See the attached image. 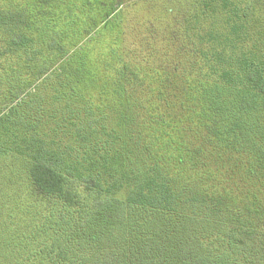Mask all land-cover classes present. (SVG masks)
<instances>
[{
	"label": "trees",
	"instance_id": "obj_1",
	"mask_svg": "<svg viewBox=\"0 0 264 264\" xmlns=\"http://www.w3.org/2000/svg\"><path fill=\"white\" fill-rule=\"evenodd\" d=\"M256 4L263 3L246 2L242 7L232 0L198 3L194 16L210 22L205 29H191L190 36L200 40L204 32L207 39L200 45L223 41L229 48L213 47V53L208 48L205 54L198 47L178 49L186 60L215 62L209 64L201 83L203 119L192 132L194 142L172 149L177 150L170 154L173 166L143 140L141 124L134 123L137 114L133 111L132 116L130 107L123 119L113 121L115 125L108 123V133L100 131L108 137V153H115L108 158L114 162L121 158L120 171L109 173L107 193L89 206L84 191L99 187V179L89 173L78 184L76 165L44 147L38 133L23 136L31 148L26 174L16 176L9 163L0 166V227H9L5 234L19 237L10 241L0 234V245L11 246L14 252L2 259L0 253V264H264V30L250 31L253 23L262 20L253 18ZM26 16L25 7L0 9V30L7 32L0 53L14 55L23 49L22 55L29 48L25 43L32 39L25 31L32 18ZM53 45L63 47L53 40L49 50ZM12 55L6 65L10 74ZM67 74L56 72L52 78L64 80L65 87ZM175 74L167 70L164 84L173 97H179L184 88L175 85ZM76 94L71 87L65 104ZM66 112L73 114L71 109ZM9 115L0 113V125ZM114 137L126 146L113 147L109 139ZM135 160L143 169L131 167ZM88 162L95 169V162ZM190 166L207 176L206 183L188 180L191 175L185 171ZM22 180L28 181L29 200L14 196L17 187L13 186ZM5 185L12 192L2 191ZM121 187L127 189L125 199L113 195ZM250 199L257 206L243 210ZM237 201L242 206L234 211ZM24 249H28L25 254Z\"/></svg>",
	"mask_w": 264,
	"mask_h": 264
},
{
	"label": "rangeland",
	"instance_id": "obj_2",
	"mask_svg": "<svg viewBox=\"0 0 264 264\" xmlns=\"http://www.w3.org/2000/svg\"><path fill=\"white\" fill-rule=\"evenodd\" d=\"M202 1L217 0H0V9L25 7V19L28 15L32 18L25 31L26 37L32 39L25 43L29 46L26 52L21 55L22 49L14 55L6 51L0 53V91L3 92L0 113L10 114L0 125V166L9 163L16 176H24L31 148L27 147L23 136L36 132L44 147L56 150L61 158L65 157L66 163L76 165L78 184L82 185L89 173L99 179V187L84 191L90 206L107 193L109 173L114 169L120 171L121 158L115 157V162L108 158L115 153H108V137L100 131L108 133V123L115 125L113 121L127 115L130 107L132 116L133 111L137 114L138 121L134 123L141 124L139 131L143 140L158 149L159 155L165 154V159L173 166L170 154L177 150L172 149L183 146L188 140L194 142L192 132L203 119L201 83L206 80L209 64L215 62L208 64L197 57L195 61L186 60L178 49L183 47L186 52L198 47L205 54L208 48H229L223 41L200 45L207 39L204 32L200 40L190 36L191 29H205L210 22L209 18L205 23L201 20L204 17L194 16ZM232 1L240 7L246 2L263 3L256 4L253 15L254 19L262 20L253 23L250 31L264 30V0ZM66 21L71 23L65 25ZM6 36L7 32L0 30V41H5ZM53 40H59L62 49L53 45V50H49ZM213 52L214 48L210 53ZM11 55L13 74L6 67ZM167 70L176 73L177 88H184L179 97H173V92L165 87ZM56 72L61 76L68 73L65 87L64 80L61 83L59 78H52ZM74 86L75 99L66 105L68 92ZM54 93H60V97L52 98ZM66 109H71L73 114ZM110 140H113V147L126 146L119 138ZM61 158L56 160L62 162ZM91 160L96 164L95 169L88 162ZM137 165L143 169L141 162L138 164L136 160L131 167ZM185 173L191 175L188 180L198 178L206 183L207 176L191 166ZM18 184L13 186L17 187L13 190L14 196L21 195L29 200L28 181ZM2 191L12 192V187L2 186ZM78 191L83 192L81 186ZM113 195L125 199L127 189L116 188ZM44 202L47 208L52 207ZM248 203L243 210L257 206L254 199ZM241 206L237 201L233 210ZM26 221L22 224H27ZM7 230L9 227H0V234ZM24 230L28 234V230ZM2 238L11 241L19 237L5 234ZM26 251L28 249L22 253ZM0 253L1 259L3 255L11 257L14 254L11 246L3 248L1 245Z\"/></svg>",
	"mask_w": 264,
	"mask_h": 264
}]
</instances>
